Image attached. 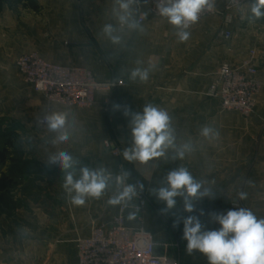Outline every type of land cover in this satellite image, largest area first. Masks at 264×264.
<instances>
[{"label": "crops", "instance_id": "crops-1", "mask_svg": "<svg viewBox=\"0 0 264 264\" xmlns=\"http://www.w3.org/2000/svg\"><path fill=\"white\" fill-rule=\"evenodd\" d=\"M227 1L215 0V7L223 10ZM112 2L34 0V7L26 0H18L17 4L0 2V75H8V81L16 83L11 84V96H3L0 113L32 128L28 138L35 143L33 152L39 165L26 178L45 179L39 181L43 194L20 197L24 207L6 210L0 216V264H78L76 242L88 238L95 227L112 226L120 206H110L107 200L117 189L115 182L100 199L89 198L83 206L71 204L64 181L48 182L55 167H42L56 150L69 151L82 165L104 166L113 176L122 169L130 170L126 183L141 181L148 205L141 213L135 209L134 198V207L125 212V226L139 229L142 215L143 227L157 243L155 254L175 258L180 264L209 262L198 251L189 255L186 241L181 238L183 226L172 227L176 216L186 215L182 203L178 201L174 214H162L164 205L151 194L171 169L188 168L216 193L214 198L196 204V214L200 209L205 212L201 220L207 228L219 227L210 222L208 213L226 212L236 204L264 217V89L249 118L222 111L219 101L208 96L221 65L226 62L239 68L251 51L257 53L255 65L264 88V19L249 22L253 0L231 13L198 21L188 30L191 35L186 42L178 40L176 29L165 18L154 17L145 8L143 32L126 33L124 47L112 45L101 32L103 24L115 23L111 18ZM223 32H230L231 38L224 39ZM35 52L53 64L87 69L99 82L124 84L110 92H98L96 104L89 109L52 106L51 112L69 114L72 137L66 144L51 143L54 134L40 126L46 115V99L24 82L16 67L20 56ZM150 66L146 82L130 78L132 69ZM148 103L169 113L178 142L193 141L194 151L185 159L129 163L105 147V141H109L123 151L131 142L129 118L114 105L142 111ZM206 125L219 135L213 139L200 136ZM240 191L248 194L247 199H239ZM133 211L135 219L129 220L128 214ZM165 244L169 246L165 248Z\"/></svg>", "mask_w": 264, "mask_h": 264}, {"label": "clouds", "instance_id": "clouds-1", "mask_svg": "<svg viewBox=\"0 0 264 264\" xmlns=\"http://www.w3.org/2000/svg\"><path fill=\"white\" fill-rule=\"evenodd\" d=\"M148 0H113L111 18L115 23L102 25L103 36L112 44L125 46L126 33L143 32L137 18L138 6ZM215 8V0H156V9L161 17L176 29L180 42L190 38L192 25L197 23L204 12ZM249 22L264 19V0H253L250 7ZM149 68L136 67L131 70L130 78L146 82ZM122 109L123 115L129 118L131 142L122 151L123 159L129 163L148 164L161 158L183 160L194 151L191 139L178 142L176 130L172 125L169 113L151 103L142 111H132L127 105H114ZM47 131L54 134L53 145L66 144L72 133L67 111H52L44 116ZM219 134L210 126H203L200 136L213 139ZM47 168H59L63 175V188L70 198V203L83 206L87 199H100L110 189L113 181L117 189L107 200L110 206L122 208L134 207L131 202L144 191V184L137 180L126 183L131 171L122 169L120 174H113L104 166L89 167L81 165L66 150L51 152L45 162ZM252 183L251 180L248 181ZM151 194L164 207L162 214L173 213L182 203V211L186 215L176 216L172 227L180 228L181 238L186 241V252L206 256L209 264H264V217H258L250 208L233 207L226 212H210V222L218 224V228L209 229L201 220L205 215L203 209L197 213L196 204L204 198H214L215 192L204 181L196 179L184 166L171 169L164 176L158 187L151 189ZM247 193L240 191V200L247 199ZM136 212H129L128 219H135Z\"/></svg>", "mask_w": 264, "mask_h": 264}, {"label": "built area", "instance_id": "built-area-1", "mask_svg": "<svg viewBox=\"0 0 264 264\" xmlns=\"http://www.w3.org/2000/svg\"><path fill=\"white\" fill-rule=\"evenodd\" d=\"M251 1L228 0L223 10L215 7L211 12L206 11L201 14L199 21L213 15L231 13ZM145 8L152 16L161 18L156 9V0H148V3L138 6L137 18L141 24L144 22ZM221 35L226 40L231 38L230 32ZM256 56L257 53L251 51L239 68L226 62L221 65L216 81L208 90V96L219 101L222 111L236 112L245 118L255 113L257 96L264 89L258 78ZM16 67L24 82L45 97L46 114L51 112L54 105L89 109L96 104L98 92H110L124 85L123 82H99L87 69L53 64L36 52L20 56L16 60ZM40 126L46 127L44 119L40 121ZM104 144L114 156L125 161L121 149L112 146L109 141ZM135 198V209L142 213L148 205L145 190ZM125 212L126 209L120 206L111 227H95L88 238L76 242L78 264H180L175 258L155 254L157 243L153 234L143 227L142 215L139 219L141 227L137 230L128 229L125 226ZM168 246L164 245L165 248Z\"/></svg>", "mask_w": 264, "mask_h": 264}, {"label": "rangeland", "instance_id": "rangeland-1", "mask_svg": "<svg viewBox=\"0 0 264 264\" xmlns=\"http://www.w3.org/2000/svg\"><path fill=\"white\" fill-rule=\"evenodd\" d=\"M8 79V75H0V108L4 105L2 104L3 96L4 99H6L7 96H11L13 93L10 91L11 84H16L13 83V81H8ZM11 131L14 132V136L11 138V145L6 149L5 146L6 142H8V132ZM31 131L32 128L26 127L24 123H21L8 115L2 116L0 113V149L2 150L5 148V150H7L6 162L1 168L0 177L1 175H4L12 180L11 186L4 192L6 198L2 203V208L9 211H15L25 206L20 197L25 196L37 198V196L43 194V187H41L39 182L45 181L42 176L33 178L19 176V165H23L25 162L38 163L33 152L35 143L32 139L28 138V133ZM52 174L51 177L46 176L49 178L48 182L51 181L61 184L64 181V174L59 168L53 169ZM238 205L240 204H236V206ZM2 214L3 213L0 211V216Z\"/></svg>", "mask_w": 264, "mask_h": 264}, {"label": "trees", "instance_id": "trees-1", "mask_svg": "<svg viewBox=\"0 0 264 264\" xmlns=\"http://www.w3.org/2000/svg\"><path fill=\"white\" fill-rule=\"evenodd\" d=\"M3 0H0V2H2ZM7 1V0H5ZM8 1H13V3L17 4L18 0H8ZM26 2L28 3V5L30 7H34V0H26ZM1 4V3H0ZM12 136H14V132H8V142H6V149L11 145V138ZM6 157H7V150L4 149H0V173H1V168L4 165V163L6 162ZM37 165H39L36 162H25L23 165H19L18 169H19V176L20 177H29L30 175L33 174L32 170L34 168V166L36 167ZM44 167L45 170H49L50 168H47L46 166H42ZM17 169V168H16ZM30 169V171L28 170ZM12 184V180H10L7 176L1 175L0 177V211L1 213H5L6 209L2 208V203L5 200V196L4 192L6 190L9 189V187Z\"/></svg>", "mask_w": 264, "mask_h": 264}]
</instances>
